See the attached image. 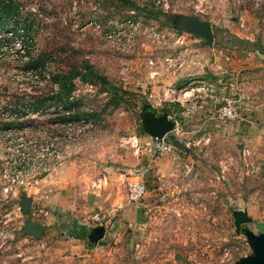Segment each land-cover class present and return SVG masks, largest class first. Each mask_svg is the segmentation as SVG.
<instances>
[{
	"label": "rangeland",
	"instance_id": "1",
	"mask_svg": "<svg viewBox=\"0 0 264 264\" xmlns=\"http://www.w3.org/2000/svg\"><path fill=\"white\" fill-rule=\"evenodd\" d=\"M131 1L145 11L120 0H12L28 27L0 32V264H237L252 253L242 228L264 232V54L228 45L264 47V0ZM27 54L43 67L25 71ZM51 74L72 77L69 103L52 97ZM41 98L39 110L11 112ZM226 100L236 115L220 121ZM67 105L83 115L64 121ZM145 106L169 113L165 142L184 147L146 150ZM202 113L233 131L227 148L197 139ZM144 175L145 196L129 201L127 182ZM102 176L107 184L92 187ZM237 212L250 218L238 228ZM66 215L92 223L88 233L61 228Z\"/></svg>",
	"mask_w": 264,
	"mask_h": 264
},
{
	"label": "trees",
	"instance_id": "2",
	"mask_svg": "<svg viewBox=\"0 0 264 264\" xmlns=\"http://www.w3.org/2000/svg\"><path fill=\"white\" fill-rule=\"evenodd\" d=\"M121 3L124 6H128L131 7L135 10L138 11H145L144 8L140 7L139 5H137L134 1L131 0H120ZM15 4L12 2V0H0V32H7V33H11V35L13 36H20L21 33H26L27 32V27L28 24H26V22L21 23L18 19L17 14H15ZM21 32V33H20ZM214 40H216V42L219 41L218 39V35L215 34L214 35ZM235 41H232L231 43H229V46H233V47H239L242 49H247L251 46V48L255 51H259L260 53L264 54V47L260 46L259 41H255V42H251V41H245V40H241L239 38H233ZM253 46V47H252ZM27 59L23 60V64L22 67L23 69L26 70H38L40 68L43 67V61L39 58V57H34V56H28V54L26 55ZM88 73L91 76H94L97 81L99 82L100 85H105L108 84L107 79L104 76H99L97 74H95L94 72L90 71V69L88 70ZM52 75V79L54 81H56L57 85H58V89H57V93L55 95H53L52 97H57L58 99H60L61 101H63V103L67 104L69 102H67L71 91L73 90V82H72V77H69L67 75L64 74H51ZM83 79L86 77L85 74H83L81 76ZM109 89L115 91V93L119 92L114 86L110 85ZM46 103V98H41V99H35V101L33 102H29L26 103L25 106H23L22 108H14L13 110H11V112H13L14 114H19V115H24L26 114L27 110L32 109V111H36L40 109V106L42 104ZM68 109V110H66ZM71 109L70 105H67L63 110H62V118L64 121H70V120H77L80 118L81 115H83L82 113H80L79 111H76L74 113H69V110ZM143 110H149V111H153L156 113V111L151 107V106H145L143 108ZM157 114V113H156ZM162 114H166L169 115V113H162ZM10 123H6L5 125L8 126L10 125ZM5 126V127H6ZM169 140L175 144L178 145L179 147L183 146L181 143H179L173 136H170Z\"/></svg>",
	"mask_w": 264,
	"mask_h": 264
},
{
	"label": "water",
	"instance_id": "3",
	"mask_svg": "<svg viewBox=\"0 0 264 264\" xmlns=\"http://www.w3.org/2000/svg\"><path fill=\"white\" fill-rule=\"evenodd\" d=\"M198 34L206 38L207 42L213 41V33L211 28L206 24H200L198 28ZM141 123L143 130L152 137L163 138L167 133L174 129L175 122L169 118L166 114H156L153 111L143 110L141 114ZM22 209L27 212L31 207V201L26 198H22ZM250 218L242 213L237 212L235 214V225L240 227L242 223H247ZM29 229L35 234L40 235V229L38 223H29ZM248 243L251 247L252 253L241 258L237 264H264V232L256 233L249 228H242ZM100 237L103 233V228L100 227L95 230Z\"/></svg>",
	"mask_w": 264,
	"mask_h": 264
},
{
	"label": "built area",
	"instance_id": "4",
	"mask_svg": "<svg viewBox=\"0 0 264 264\" xmlns=\"http://www.w3.org/2000/svg\"><path fill=\"white\" fill-rule=\"evenodd\" d=\"M112 35L110 34V37ZM173 91L171 90V93ZM190 91H186L184 95H189ZM165 95H170V89L165 91ZM236 115V109L234 106V103L231 100H226L225 103H223L218 109L216 118L220 121H226L234 118ZM175 128V127H174ZM131 145L136 149L138 152L140 149V142L138 140V136L133 135L130 137ZM143 145L146 147L147 150L155 149L156 151H164V150H170L171 148H174L175 146L171 144L170 142H165V138H157L149 136V140L143 142ZM108 180L106 176L98 177L95 180L91 182L92 187H103L107 184ZM146 194V187L142 180L135 179V180H129L127 182V197L128 200L131 202H137L141 198H143ZM100 218L99 215H95L94 219L98 220Z\"/></svg>",
	"mask_w": 264,
	"mask_h": 264
},
{
	"label": "crops",
	"instance_id": "5",
	"mask_svg": "<svg viewBox=\"0 0 264 264\" xmlns=\"http://www.w3.org/2000/svg\"><path fill=\"white\" fill-rule=\"evenodd\" d=\"M196 121L197 122L195 123V125H193L195 128L193 130V132L197 133L199 136L201 135L200 137L198 136L197 139L201 138V137H203L204 139H208V141L213 142L212 143V144H214L213 148H227L228 144L230 145L231 142H233V140H232V137L234 136L233 131L227 130V128L223 127V125H218L217 128H213L214 120L212 117H208L206 115H203V113H202L199 116H197ZM145 136H148V138H149L150 135L148 133H146ZM145 136L143 139H141L142 140L141 143L148 141L147 138H145ZM182 147H184V146H181L180 148H182ZM143 177L145 178V175L142 177L137 176V179L142 180L144 182L145 180ZM93 215L95 216V215H99V214L95 213ZM62 219L63 220L59 221L60 227L62 228L63 225L69 221L71 223V225L68 226V228L73 227L72 230L76 231V235L74 234V236H78V237H82L84 235V231H85V233H88V231L85 229H89V226H91V224H92V223L90 224L88 221H86L84 223L79 222L76 219L69 218V215L62 217ZM64 227L66 228V225H64ZM102 228H103V226H102Z\"/></svg>",
	"mask_w": 264,
	"mask_h": 264
}]
</instances>
